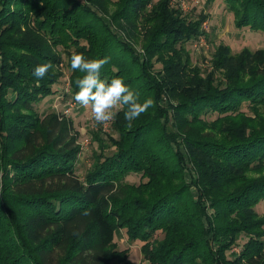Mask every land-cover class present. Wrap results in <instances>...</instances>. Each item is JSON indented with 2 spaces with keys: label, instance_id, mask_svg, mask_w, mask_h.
Masks as SVG:
<instances>
[{
  "label": "trees",
  "instance_id": "trees-1",
  "mask_svg": "<svg viewBox=\"0 0 264 264\" xmlns=\"http://www.w3.org/2000/svg\"><path fill=\"white\" fill-rule=\"evenodd\" d=\"M171 1L0 0V264H131L120 229L148 264H264V49L220 42L210 68L193 64L208 14ZM222 1L236 28L264 33V0ZM74 51L154 101L131 126L120 111L92 130L82 177L72 119L36 108L63 69L76 102Z\"/></svg>",
  "mask_w": 264,
  "mask_h": 264
},
{
  "label": "rangeland",
  "instance_id": "rangeland-1",
  "mask_svg": "<svg viewBox=\"0 0 264 264\" xmlns=\"http://www.w3.org/2000/svg\"><path fill=\"white\" fill-rule=\"evenodd\" d=\"M171 2L174 6L179 5L181 10L186 15L189 13L197 14L200 11L208 14V18L205 19V21H207L206 29L202 28V23L204 21L201 23V29L206 34V36L202 34L204 44L200 45L196 39V43L193 42V45H187V48L190 52L191 62L193 64H196L203 69L210 68L211 66L209 64V59L211 52L214 49V46L220 42L228 44L231 47L233 53L239 52L243 47H248L251 50L258 48L264 49V33L260 31L255 32L248 28H236L233 24L232 13L225 7V4L222 0H215L213 3L209 4L206 2V0H172ZM91 8L94 9L93 6H91ZM158 66L159 65H157V67ZM63 73V77L59 79L57 86L55 85V88L58 89L55 95L45 98L36 105L37 110L42 115L51 110L62 112L66 109L65 105L69 102L70 98H66L64 95L63 80L66 79L68 72L67 70L63 69ZM243 108L246 110L245 107ZM215 116L216 114H211L208 115V118H214ZM69 118L72 119L75 130L79 132L78 141L85 137H89L91 140L85 150L81 151L80 148V152L76 161V173L78 176L82 177L86 168L90 164L91 152L96 147V143L92 142L91 139L92 130H95L97 127H101L102 131L108 132L110 130V122L103 125H98L92 118L90 109H85L81 105L79 108L75 107L71 111ZM126 178L130 182L138 183L140 180V175L130 174ZM255 210L258 214H262L264 212V199H262L257 204ZM155 237L161 238V232H156ZM245 240V238H241L238 241L239 245H235L231 251L228 252V256L232 257L233 252H238L240 245ZM114 241L116 242L119 249L127 248L129 251L128 259L130 260L131 264H148L143 259V256L140 252L143 242L138 240H128L124 229L116 231L114 235Z\"/></svg>",
  "mask_w": 264,
  "mask_h": 264
},
{
  "label": "clouds",
  "instance_id": "clouds-1",
  "mask_svg": "<svg viewBox=\"0 0 264 264\" xmlns=\"http://www.w3.org/2000/svg\"><path fill=\"white\" fill-rule=\"evenodd\" d=\"M108 63V58L89 59L84 53L73 52L70 57V67L73 71L84 73L76 80L78 91L74 100L85 109H90L91 116L98 125L113 121L120 111L124 119L131 123L154 105L151 98L140 101L138 92L132 90L122 78L110 81L100 77V70ZM53 69L48 61L35 66L32 75L37 81L42 80Z\"/></svg>",
  "mask_w": 264,
  "mask_h": 264
},
{
  "label": "built area",
  "instance_id": "built-area-1",
  "mask_svg": "<svg viewBox=\"0 0 264 264\" xmlns=\"http://www.w3.org/2000/svg\"><path fill=\"white\" fill-rule=\"evenodd\" d=\"M207 27V21H204L202 23V28L203 29H206ZM197 42H199L200 45H203L204 44V39H203V36H199V38L197 39ZM196 43V42H195ZM66 90H67V86H66ZM66 109L62 112H60L62 115H65V116H69L71 111L76 107V108H79V104L77 102H73V101H69L66 105ZM78 143L80 144V148H81V151L85 150L87 148V146L89 145L90 143V138L89 137H85L83 138L82 140L78 141Z\"/></svg>",
  "mask_w": 264,
  "mask_h": 264
}]
</instances>
